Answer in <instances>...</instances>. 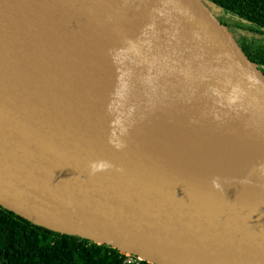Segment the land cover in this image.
Here are the masks:
<instances>
[{
    "label": "water",
    "instance_id": "1",
    "mask_svg": "<svg viewBox=\"0 0 264 264\" xmlns=\"http://www.w3.org/2000/svg\"><path fill=\"white\" fill-rule=\"evenodd\" d=\"M222 19L264 32L210 0H0V207L148 264H264V65Z\"/></svg>",
    "mask_w": 264,
    "mask_h": 264
},
{
    "label": "trees",
    "instance_id": "2",
    "mask_svg": "<svg viewBox=\"0 0 264 264\" xmlns=\"http://www.w3.org/2000/svg\"><path fill=\"white\" fill-rule=\"evenodd\" d=\"M210 1L264 26V0ZM257 48L255 59L264 65V45L258 43ZM132 258L129 264H148ZM124 260V254L106 245L57 234L0 207V264H125Z\"/></svg>",
    "mask_w": 264,
    "mask_h": 264
},
{
    "label": "flooded vegetation",
    "instance_id": "3",
    "mask_svg": "<svg viewBox=\"0 0 264 264\" xmlns=\"http://www.w3.org/2000/svg\"><path fill=\"white\" fill-rule=\"evenodd\" d=\"M223 23L229 26L240 38V40L243 42L247 50L251 53V55L254 58H258V51L257 48L258 43H261L264 45V39L257 38L258 36L264 37V32H261L260 30L253 28V27H247L243 24L236 23L233 21H229L226 19H222ZM262 26V25H261ZM264 27V26H262Z\"/></svg>",
    "mask_w": 264,
    "mask_h": 264
},
{
    "label": "built area",
    "instance_id": "4",
    "mask_svg": "<svg viewBox=\"0 0 264 264\" xmlns=\"http://www.w3.org/2000/svg\"><path fill=\"white\" fill-rule=\"evenodd\" d=\"M131 262H134V260H124V261H123V263H125V264H129V263H131Z\"/></svg>",
    "mask_w": 264,
    "mask_h": 264
},
{
    "label": "clouds",
    "instance_id": "5",
    "mask_svg": "<svg viewBox=\"0 0 264 264\" xmlns=\"http://www.w3.org/2000/svg\"><path fill=\"white\" fill-rule=\"evenodd\" d=\"M91 168H92V172L94 173L95 170H96V166L95 165H92Z\"/></svg>",
    "mask_w": 264,
    "mask_h": 264
},
{
    "label": "rangeland",
    "instance_id": "6",
    "mask_svg": "<svg viewBox=\"0 0 264 264\" xmlns=\"http://www.w3.org/2000/svg\"><path fill=\"white\" fill-rule=\"evenodd\" d=\"M126 256V260H134L132 257H130V256H127V255H125Z\"/></svg>",
    "mask_w": 264,
    "mask_h": 264
}]
</instances>
